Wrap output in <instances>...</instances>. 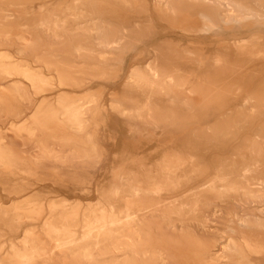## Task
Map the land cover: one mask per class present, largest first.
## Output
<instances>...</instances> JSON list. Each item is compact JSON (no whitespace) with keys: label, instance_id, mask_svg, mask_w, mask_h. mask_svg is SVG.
<instances>
[{"label":"rangeland","instance_id":"1","mask_svg":"<svg viewBox=\"0 0 264 264\" xmlns=\"http://www.w3.org/2000/svg\"><path fill=\"white\" fill-rule=\"evenodd\" d=\"M0 264H264V0H0Z\"/></svg>","mask_w":264,"mask_h":264},{"label":"bare ground","instance_id":"2","mask_svg":"<svg viewBox=\"0 0 264 264\" xmlns=\"http://www.w3.org/2000/svg\"><path fill=\"white\" fill-rule=\"evenodd\" d=\"M249 184V183H248ZM238 188V187H237ZM242 189V188H241ZM246 200H247V198H246ZM139 239V238H138ZM91 245V244H90ZM115 245V244H114ZM61 246V245H60ZM97 246V245H96ZM119 252V251H118ZM60 253V252H59Z\"/></svg>","mask_w":264,"mask_h":264}]
</instances>
